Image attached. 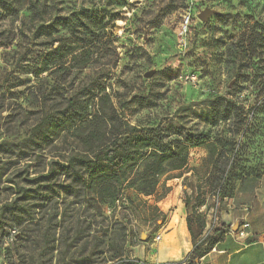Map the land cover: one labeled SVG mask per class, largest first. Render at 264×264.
<instances>
[{"label": "rangeland", "instance_id": "374dc122", "mask_svg": "<svg viewBox=\"0 0 264 264\" xmlns=\"http://www.w3.org/2000/svg\"><path fill=\"white\" fill-rule=\"evenodd\" d=\"M36 1L42 14L35 19L26 2L0 0V204L15 199L16 189H8L13 182L29 188L21 179L47 173L65 155L61 150L69 154L71 133L43 142L35 128L45 114L91 88L105 87L125 121L142 131L167 141H205L189 148L187 168L160 176L152 196L130 190V201L96 207L88 195L74 200L72 189L66 204L46 203L45 220L58 214L53 264H116L108 260L120 252L134 264L191 263L194 242L179 224L185 214L186 221H205L199 243L223 228L264 231V54L237 49L243 34L264 22V0ZM205 10L214 11L208 22L199 18ZM51 40L59 42L52 47ZM71 43L78 57L88 58L85 70L78 71L77 60L69 72L36 75L51 48ZM220 96L233 102V113L217 126L211 117L217 118ZM230 139L234 153L227 155L238 161L229 184L213 187L207 144ZM222 195L228 196L221 201ZM4 254L0 264H6Z\"/></svg>", "mask_w": 264, "mask_h": 264}, {"label": "trees", "instance_id": "16d2710c", "mask_svg": "<svg viewBox=\"0 0 264 264\" xmlns=\"http://www.w3.org/2000/svg\"><path fill=\"white\" fill-rule=\"evenodd\" d=\"M20 1L26 2L29 13L35 19L42 14L36 0ZM47 38L52 39L53 36L48 33ZM57 42L51 40L50 45L54 47ZM237 49H240L239 55L245 51L252 57L263 55L264 22H255L249 32L240 38ZM76 52L75 43L51 48L38 62L36 75L69 72L71 62L77 60L80 64L78 71L85 70L89 65L88 58L82 55L78 57ZM232 113L233 102L225 96L217 97V118L212 116L211 121L218 126L230 121ZM35 133L43 142H54L69 133L74 140L69 154L66 155L67 150H61L65 155L61 156L60 162H52L47 173L42 172L32 179H21L29 188L21 187L18 182H13L15 188H8L16 190L13 193L15 199L9 202V198H6L0 204V255L5 253L6 264L54 263L56 230L53 223L58 214H51L45 220L41 210L46 203L66 204L70 195L68 191L72 189L74 200L80 202L88 195L96 207L124 204L130 201L127 194L130 190L147 197L152 196L159 186L160 176L169 168H187L189 148L205 143L195 136L182 142L167 141L153 130L142 131L132 126L119 113L105 87L74 94L67 100L65 108L53 109L45 114L37 124ZM234 143L230 139L207 144L209 163L216 169V175L211 181L213 187L217 186V182L221 188L229 184L228 175L238 161L237 155L232 160L227 155L231 147L235 146ZM17 177L21 178V174ZM227 196L222 195L221 201ZM61 214L66 215V208ZM194 224L197 225L196 230ZM187 226L194 242L195 260L189 264H196L208 255L229 232L225 228L216 230L210 241L199 243L197 239L206 227L205 221L200 217L194 220L188 216ZM8 240L11 241L10 246L5 247ZM122 257L123 253H116L108 262L134 264L126 262Z\"/></svg>", "mask_w": 264, "mask_h": 264}, {"label": "crops", "instance_id": "0c3cea01", "mask_svg": "<svg viewBox=\"0 0 264 264\" xmlns=\"http://www.w3.org/2000/svg\"><path fill=\"white\" fill-rule=\"evenodd\" d=\"M179 224L182 228V235L186 237L188 235L186 214L183 215V219L179 221ZM238 230L237 232L234 228L232 231L227 232L221 242L208 255L198 260L196 264H264V231L250 230L246 231L244 236H241L239 232L242 229ZM172 232L174 237L177 238V232L174 229H172ZM163 241L162 237L159 250L166 248ZM172 243L176 246L177 240ZM173 249L175 250V247ZM136 263L143 264L142 262Z\"/></svg>", "mask_w": 264, "mask_h": 264}, {"label": "water", "instance_id": "95a60500", "mask_svg": "<svg viewBox=\"0 0 264 264\" xmlns=\"http://www.w3.org/2000/svg\"><path fill=\"white\" fill-rule=\"evenodd\" d=\"M214 14V11L212 10H205L204 12H202L199 15V18L203 21V22H208V20L210 19V17Z\"/></svg>", "mask_w": 264, "mask_h": 264}, {"label": "built area", "instance_id": "2783aa9c", "mask_svg": "<svg viewBox=\"0 0 264 264\" xmlns=\"http://www.w3.org/2000/svg\"><path fill=\"white\" fill-rule=\"evenodd\" d=\"M247 227H248V225L243 226V228H247ZM239 233H240L241 236H244V234H245V232L243 230L240 231ZM161 240H162V236L158 235L157 238H156V241L160 242Z\"/></svg>", "mask_w": 264, "mask_h": 264}]
</instances>
